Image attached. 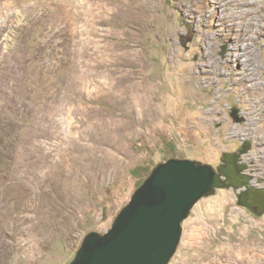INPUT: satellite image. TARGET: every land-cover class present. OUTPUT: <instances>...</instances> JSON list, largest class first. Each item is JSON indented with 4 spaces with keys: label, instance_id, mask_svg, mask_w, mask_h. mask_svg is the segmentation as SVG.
<instances>
[{
    "label": "rangeland",
    "instance_id": "374dc122",
    "mask_svg": "<svg viewBox=\"0 0 264 264\" xmlns=\"http://www.w3.org/2000/svg\"><path fill=\"white\" fill-rule=\"evenodd\" d=\"M215 1L0 0V264H68L169 158L249 142L264 168V0ZM182 229L168 264H264V214L230 190Z\"/></svg>",
    "mask_w": 264,
    "mask_h": 264
},
{
    "label": "water",
    "instance_id": "95a60500",
    "mask_svg": "<svg viewBox=\"0 0 264 264\" xmlns=\"http://www.w3.org/2000/svg\"><path fill=\"white\" fill-rule=\"evenodd\" d=\"M223 186L210 163L178 157L158 163L110 229L88 232L68 264H168L181 241L182 222L200 199Z\"/></svg>",
    "mask_w": 264,
    "mask_h": 264
},
{
    "label": "flooded vegetation",
    "instance_id": "af4514ba",
    "mask_svg": "<svg viewBox=\"0 0 264 264\" xmlns=\"http://www.w3.org/2000/svg\"><path fill=\"white\" fill-rule=\"evenodd\" d=\"M231 116L235 120H242L239 110H233ZM247 153L248 149L245 150L244 146L236 152L224 149L217 158L203 162L212 164L220 175L224 186L217 189L232 191L241 206L257 213L264 211V177L258 175L264 168L255 161H246L244 156Z\"/></svg>",
    "mask_w": 264,
    "mask_h": 264
},
{
    "label": "bare ground",
    "instance_id": "6f19581e",
    "mask_svg": "<svg viewBox=\"0 0 264 264\" xmlns=\"http://www.w3.org/2000/svg\"><path fill=\"white\" fill-rule=\"evenodd\" d=\"M224 1H226V0H216L215 2L218 3L219 6L223 7ZM228 2L237 4V8H239L240 11H242L243 13H245V14H248L249 13V9H248L247 5L251 1H248V0H228ZM251 71L249 70V71H247V73L246 72L244 73L245 79L248 82L247 83V90H250V91H254L255 92L256 89H259L261 91V93H260L261 96L258 98L257 104L254 103L253 105H255L258 110H262L264 108V86H263L264 85V81L261 78H259L256 73H254L253 68L251 69ZM256 99H257V97H256ZM258 103H260V104L258 105ZM254 112H256V111H254ZM261 142H264V131L262 132Z\"/></svg>",
    "mask_w": 264,
    "mask_h": 264
}]
</instances>
